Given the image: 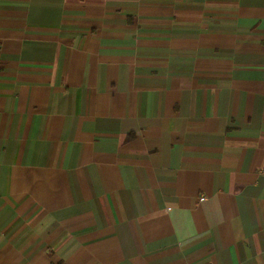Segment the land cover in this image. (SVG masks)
Masks as SVG:
<instances>
[{
    "label": "crops",
    "instance_id": "obj_1",
    "mask_svg": "<svg viewBox=\"0 0 264 264\" xmlns=\"http://www.w3.org/2000/svg\"><path fill=\"white\" fill-rule=\"evenodd\" d=\"M0 264H264V0H0Z\"/></svg>",
    "mask_w": 264,
    "mask_h": 264
},
{
    "label": "built area",
    "instance_id": "obj_2",
    "mask_svg": "<svg viewBox=\"0 0 264 264\" xmlns=\"http://www.w3.org/2000/svg\"><path fill=\"white\" fill-rule=\"evenodd\" d=\"M202 200H204L205 198L203 197V198H201Z\"/></svg>",
    "mask_w": 264,
    "mask_h": 264
}]
</instances>
